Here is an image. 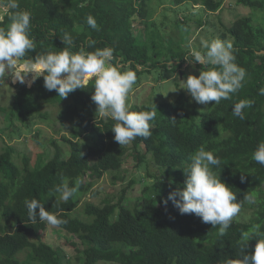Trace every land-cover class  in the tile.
Segmentation results:
<instances>
[{
    "label": "trees",
    "instance_id": "1",
    "mask_svg": "<svg viewBox=\"0 0 264 264\" xmlns=\"http://www.w3.org/2000/svg\"><path fill=\"white\" fill-rule=\"evenodd\" d=\"M149 1L18 0L19 9L32 14L31 37L36 43L35 51L25 59L61 51L64 48L61 39L68 32L74 39L71 51L77 52L81 46L88 52L112 47L121 64L132 69L141 66L137 77L158 67L173 70L169 59L151 64L150 51L160 55L159 59L171 55L181 64L191 59L190 50L181 51L179 45L164 46L157 30L147 32L146 37L141 32L134 35V26L144 24L149 15ZM184 1L174 0V4ZM222 2L203 0L202 5L210 12H217ZM239 4L264 11V0H240ZM89 15L96 19L100 31L87 25ZM9 23L5 17L0 28H7ZM198 24L202 26L203 22ZM220 32V40L230 39L233 44L235 63L246 69L244 87L218 105L209 102L197 117L195 112H187L188 98L183 92L172 102L155 103L147 110L132 105L131 111H155L156 115L151 122V137H137L130 143L131 148L115 142L111 131L115 121L87 114V110L97 108L91 99L94 82L66 98L59 97L55 90L45 89L43 77L35 83H16L12 108L21 125L47 121L49 114L43 107L57 106L58 123L71 133V138L62 137V147L52 142L53 156L49 160L44 157L33 168L25 166L23 171L14 163L11 147H5L0 154V213L13 229L6 232L0 225V264H62L59 252L42 242L31 241L40 239L47 230L46 223L33 224L28 218L24 202L32 199L67 221L58 230L78 240L76 247L81 249L83 264H227L242 254V231L254 224H261L264 231V199H258L249 223L233 219L223 237L217 235V228L202 223L195 214L181 215L172 201L164 204L171 191L183 190L191 157L201 147L220 158L221 164L213 171L236 193L237 202L243 201L245 195L255 196L264 185V166L252 159L258 144L264 142V95L260 94L264 88V29L254 26L251 17H240L230 25L220 23ZM89 39L96 41L93 47L87 46ZM197 66L208 70L212 67ZM243 99L254 103L244 110L245 119L241 120L232 115V107ZM5 110L0 108V112ZM85 135L95 139L82 147L79 139ZM130 152L136 162L135 169L149 163L156 168L155 175H147L154 180L151 187L143 190L147 197L130 207L123 204L126 192L123 190L117 202L106 198L102 206L84 203L85 219L75 216L84 194L97 196L91 188L106 173H117L114 184L123 181L120 171L123 159ZM147 155H150L148 161ZM241 175L246 177L243 183ZM65 179L70 187L81 181L78 192L66 203L55 192ZM256 243V239L250 240L245 254H251ZM23 252L26 258L20 260L18 255Z\"/></svg>",
    "mask_w": 264,
    "mask_h": 264
},
{
    "label": "clouds",
    "instance_id": "2",
    "mask_svg": "<svg viewBox=\"0 0 264 264\" xmlns=\"http://www.w3.org/2000/svg\"><path fill=\"white\" fill-rule=\"evenodd\" d=\"M7 17V28H0V85L10 73L13 83H26V77L31 74L29 83H35L43 77L44 87L48 91L55 90L58 96L66 98L77 89H85L90 82H94V91L91 97L97 105V114L101 118H110L116 123L111 131L114 140L120 146L128 145L137 137L148 139L152 135L151 122L155 119V111H131L129 93L137 82V71L130 66L120 63L114 56V48L105 47L88 52L83 46L79 51H71L74 39L65 32L62 42L64 48L59 52L37 54L34 58L25 59L36 49V43L31 37L32 14L19 9L18 0H0V22ZM87 25L100 31L96 19L89 15ZM55 32L50 33L53 36ZM96 41L89 39L88 47H93ZM201 49L192 48L190 64L199 63L202 66L211 65L209 70L201 71L199 76L189 75L182 83L185 89L197 104L208 105L209 102L219 104L222 100H229L238 93L246 81L247 72L235 63L233 44L231 42L213 39H201ZM7 70V71H6ZM63 74V75H62ZM175 76V74H173ZM176 77V76H175ZM264 95V88L260 89ZM254 101L243 99L232 107V115L241 120L245 119L244 110L251 108ZM176 121L175 118L172 119ZM252 159L264 166V142L259 143L252 154ZM221 160L213 152L199 148L191 157V164L187 169V179L183 190H174L169 193L168 200L179 210L181 215L195 214L202 223L211 224L217 228V235L227 234L233 219L241 212L243 202L255 204L254 195L244 196L243 201L237 202L236 193L224 182L220 175L213 171L219 167ZM246 177L241 175V183ZM81 184L70 187L65 179L56 186L55 192L60 194V200L68 202L79 190ZM28 218L31 223L44 222L48 226L59 229L67 221L58 214L45 210L38 200H25ZM38 210V211H37ZM261 224H254L249 230L242 231L240 236L241 255L229 260L227 264H264V231ZM256 239L254 251L245 254L248 242Z\"/></svg>",
    "mask_w": 264,
    "mask_h": 264
},
{
    "label": "rangeland",
    "instance_id": "3",
    "mask_svg": "<svg viewBox=\"0 0 264 264\" xmlns=\"http://www.w3.org/2000/svg\"><path fill=\"white\" fill-rule=\"evenodd\" d=\"M218 2L219 0H213ZM240 0H223L222 7L217 12H210L207 7L203 6V0H185L179 5L174 4V0H150L148 3L149 15L144 24L134 26V35L141 32L146 37L147 32L152 33L157 30L161 36L164 46L170 44L176 48L178 45L181 51L196 48L201 49V39L213 40L220 37V23L230 25L234 20L240 17H251L253 25L264 29V11H254L245 8L239 4ZM261 1V0H250ZM197 2V3H196ZM203 22L200 26L198 22ZM231 40H227L230 42ZM180 50V49H176ZM151 64L163 60H170L169 65H173L172 69L156 68L149 72L141 74L137 77V82L132 91L129 93V103L138 105L145 110L152 104L160 102H172L179 92H183L187 98V112H195L197 117L201 112L207 109V105L197 104L185 89H182L181 82L185 81L189 75L199 76L201 71L208 69L200 68L199 63H193L191 59L179 64L176 58L171 55H162L159 59L153 50L150 51ZM141 69V68H140ZM7 71V70H6ZM175 74V76L173 75ZM63 75V74H62ZM26 79H31L29 74ZM18 82V81H17ZM16 82V83H17ZM16 83L12 82L10 73L5 79V84L0 85V108L6 109L0 112V154L3 153L5 147L13 149V161L21 171L27 166L35 167L40 160L47 157L49 160L54 154V145L57 142L62 147L61 138H71V133L60 127L58 123V114L60 108L57 106H44L43 111L49 114L47 121H36L29 125L22 126L15 115V109L12 108L15 97L17 95ZM97 114V108L87 110V114ZM106 119V118H102ZM90 136L85 135L79 139V143L83 147L90 141ZM92 138L90 142H94ZM131 148V145H127ZM64 147V151L67 152ZM144 149H141L143 153ZM146 160L150 159V155L145 156ZM27 161V165H25ZM123 166L120 176L124 177L119 184L113 183V177L117 173H106L102 179L96 181L92 186V190L97 192L96 197H92L90 193L84 194L80 199L81 206L74 212V215L80 219H85L83 215L84 203H90L96 206H102V202L106 198L113 199L114 203L118 201L123 190H125L124 205L130 207L136 201L147 197L144 188L151 187L154 183L152 178L147 177L148 173L155 175L156 168L154 165L144 164L135 169L136 162L131 156V152L123 159ZM255 204H244L241 212L234 219L239 222L249 223L254 216L258 199H264V185L255 195ZM0 225L6 232H12L13 229L6 218L0 213ZM32 242H42L49 245L62 255V264H83V255L81 249H77L78 240L74 237L65 236L55 228L47 225V230L42 233L40 239H31ZM74 246V247H73ZM20 260H25L26 252L18 255ZM97 264H113L98 262Z\"/></svg>",
    "mask_w": 264,
    "mask_h": 264
},
{
    "label": "built area",
    "instance_id": "4",
    "mask_svg": "<svg viewBox=\"0 0 264 264\" xmlns=\"http://www.w3.org/2000/svg\"><path fill=\"white\" fill-rule=\"evenodd\" d=\"M31 79H26V83H29Z\"/></svg>",
    "mask_w": 264,
    "mask_h": 264
}]
</instances>
